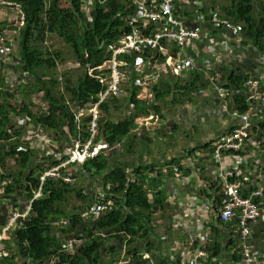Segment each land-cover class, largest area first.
<instances>
[{
    "label": "trees",
    "instance_id": "obj_1",
    "mask_svg": "<svg viewBox=\"0 0 264 264\" xmlns=\"http://www.w3.org/2000/svg\"><path fill=\"white\" fill-rule=\"evenodd\" d=\"M2 1L5 4L19 5L24 15V26L17 39V66L15 68L20 70L23 76L33 79V83H23L16 88L22 95V101L15 103L10 99L15 97L16 90L5 88L6 83L0 81V169L5 167L7 158H17L20 166L18 174L6 176L4 173L5 176L2 175L1 180H9L5 194L16 204L24 192L28 202L32 199L33 190L39 185L40 173L37 174V170L32 169L33 150L26 148L25 151L21 147L24 145L21 137V131L24 128L14 129L13 135L9 133L10 128L12 129L14 124L15 127L17 125L15 117L27 116V125L35 122L42 131L50 133L62 151L64 145L70 142L64 130L66 125L71 134L75 132V112L89 103L97 102L100 92L105 89L106 85H103L97 77L100 74L99 69L110 60L112 54L110 47L129 33L127 18L133 11L123 0H95L92 18H88L83 10V0H69L68 8L61 6V0ZM226 1L227 5L221 6L220 10L227 19L241 23L243 46L245 49L250 48V51L257 53L264 60V5H259L260 13L256 15L255 0ZM3 6L7 7V5ZM6 25V22L0 23V34ZM39 26L43 27L45 32L39 33L37 30ZM49 36H56L70 47L74 60L83 70L76 83L69 78L61 79L51 74L63 58L59 51H52L41 46ZM136 59L137 55L134 54L127 58V61L134 64ZM160 60L163 61L164 57ZM247 70L242 65L238 70H226L227 74L223 73L221 78L224 81L223 88L230 90L234 87L244 88L245 80L248 78L245 74ZM135 77L134 72L129 76V89L132 95L126 98V101L134 107L131 114L121 119H113L109 116L112 103H115L117 108L122 106L119 97H113L111 101L101 104L104 115L101 118V134L98 141L105 140L111 145L121 143L125 137L130 135L131 125L139 115L148 114L151 110L159 112L162 104H157V100L159 102L169 101L172 90H165L162 83L155 84L153 87L150 104L137 98L138 87L134 84ZM200 79L201 77L196 76L190 82L183 84L180 89L187 93L195 91L199 87ZM62 85L64 89L60 90ZM53 90H56L54 94H52ZM33 91H42L43 97L49 102V107L42 116L34 113L32 103L26 101ZM174 96L172 101H178ZM69 101L72 103L73 110L68 105ZM232 106L239 112H244L250 107L242 93L235 94ZM88 121L89 118L83 123L85 130H87ZM259 128V136L263 137L264 120L259 122ZM83 134L84 138H88L86 132ZM6 143L9 146L8 150H6ZM209 146L210 144L203 146L202 150ZM53 159L52 154L44 161L50 164ZM174 163L175 161L171 162V164ZM128 167L122 164L113 166L111 158L105 155L89 159L83 164L81 174L94 172L95 175L104 176L106 186H112V190L107 191V199L114 202V207L105 216L98 220H88V222L80 218V212L74 211L77 210L76 207L69 210L68 203L73 194L81 205L88 202L89 197L79 192L74 185L47 182L43 187V192L49 191L50 194L32 203L29 217L22 222L20 229L14 231L13 238L19 248V253L15 254L13 251L12 255L5 257L0 264H18L15 262L18 256L22 258V264H99L103 252L113 242L121 246L126 243L130 247L137 240L151 233L153 214L165 207L166 189L158 191L150 199L144 188V177L131 182L125 172ZM132 169L135 173L143 174L160 168L153 165ZM158 178L154 179V182ZM160 183L159 178L157 184ZM62 219H68L70 223L69 227L58 231L62 233L60 236L54 230V225ZM5 225L6 221H2L1 228ZM63 236L78 237L82 242L84 240V243L75 254L71 255L62 247ZM109 242L112 243L108 244ZM115 250L116 247L112 246V251ZM207 250L214 257L220 254L219 246L214 244L210 245ZM234 257L235 262L239 263L240 257L236 253ZM52 259L55 261L50 263ZM160 264L167 263L163 261Z\"/></svg>",
    "mask_w": 264,
    "mask_h": 264
},
{
    "label": "built area",
    "instance_id": "obj_2",
    "mask_svg": "<svg viewBox=\"0 0 264 264\" xmlns=\"http://www.w3.org/2000/svg\"><path fill=\"white\" fill-rule=\"evenodd\" d=\"M123 1L127 2L133 11L127 18L130 31L110 47L112 52L110 60L99 69L100 74L97 77L103 85H106L99 94V100L75 112L74 134L70 133L68 125L64 128L69 133L71 145L62 151L54 145L55 149L50 153L54 155V159L40 172L39 185L33 190L32 199L27 201L23 208H19L6 196L8 181L0 179V197L9 203L6 225L0 230V261L10 256L5 249V243L9 241V234L16 231L29 217L32 203L50 194L49 191L43 192L47 182L74 185L75 175L80 172L87 160L101 155L111 158L115 151L122 149L121 143L111 145L105 140L98 141L101 134V104L111 101L113 97L130 98L132 92L126 91L125 84H129V76L133 72L136 74L134 84L138 87L137 98L141 100L151 98L153 87L159 82L161 73L169 72L172 76L184 80L201 77L197 89L201 87L202 92L207 89L214 91L222 110L234 121L227 133L212 141L201 153L202 156L211 158L214 166L219 169V180L216 182L218 192L211 199L212 206L208 202L209 198L203 195H196L194 203L199 202L201 198L206 199L208 206H211L206 208L212 210L218 225L225 226L232 223L235 233L232 241L237 244L235 252L240 257L239 263L235 264H264V255L255 252L251 244L254 227L259 220H264V136H259V122L264 120V76L256 75L248 69L245 72L248 78L242 89L223 88L224 81L221 80L223 73L227 74V71H231L222 68L224 59L227 56L236 59L242 55L240 52H244L242 25L227 19L224 13L208 0ZM83 2V7H86L84 12L88 18H92L95 0H83ZM8 5L12 6L11 3ZM15 8L19 10L20 6L16 5ZM19 11L21 23L12 27L16 32L6 34L5 37L2 35L6 30L0 34V65L4 61L10 64L17 63L16 37H19L24 26V15L21 10ZM134 54L137 55L136 62L130 64L127 58ZM162 57H164L163 61L160 60ZM91 73H93L92 69ZM7 81L11 90H16L25 82L21 76H12ZM236 93H242L249 102L250 107L244 112H239L232 106ZM42 105L45 108V104ZM87 118L89 121L85 130L83 123ZM15 122L17 128H21L27 122V116L15 117ZM39 132L42 131H38L37 128L28 130L24 136L25 141L36 144L38 139L41 140L42 133ZM84 132L88 134V138H84ZM9 133L14 134L11 128ZM22 149L26 151L25 148ZM125 172L131 182L145 177L144 188L150 199L162 190V184L151 185V180L161 175L172 176L177 184L182 180L181 166L177 164L165 165L143 174L135 173L129 167ZM200 178L197 170L189 183L197 184L201 181ZM202 185L203 182L200 186ZM149 186L154 189H150ZM108 187L106 192L98 194L96 199L80 212V218L85 222L101 219L114 207V202L107 199V191L112 190V186ZM182 220L180 218L175 221L174 228L184 230L182 231L183 264H215L217 258L207 250L212 242L209 239L208 229H205L209 226L208 217H204L202 222L199 220L201 223L200 225L198 223V228L203 232L190 230L185 220ZM69 223L68 219H63L55 223V226L66 229ZM82 244V240L73 237L62 247L68 254L73 255ZM128 257L115 264H132V259ZM53 261L55 259L50 263Z\"/></svg>",
    "mask_w": 264,
    "mask_h": 264
},
{
    "label": "crops",
    "instance_id": "obj_3",
    "mask_svg": "<svg viewBox=\"0 0 264 264\" xmlns=\"http://www.w3.org/2000/svg\"><path fill=\"white\" fill-rule=\"evenodd\" d=\"M245 50L246 49H244V52H240L242 55L236 59L233 56H227L224 59L225 63L222 65V68L224 70H238V68L242 65L246 69H251L252 65L247 66L245 64V61L247 60L243 61L245 56L244 54L247 53H245ZM250 52L247 54L250 57H253ZM241 58L242 63H239ZM247 62H252V58H250ZM252 71L256 75L264 76V74H258L254 70ZM191 80L192 79L184 80L180 77L172 76L169 72L161 73L160 80L156 84L162 83V86H164L165 90H172L171 97L170 99L168 98L169 101L159 102L157 100V104H162L161 110L159 112L151 110L148 114L139 115L135 122L131 125L130 135L122 140V149L115 151L117 152V156H114L115 152L111 156V163L113 166L118 164H122L124 166L127 165L129 167L155 165L156 168H162L163 166L169 165L171 162L175 161L174 164L181 166L182 180L179 184H177L172 179V176L161 175L159 177L161 180L160 184H162L161 189H166L167 200L164 209L160 210L159 212H155L152 216V232L137 240L130 247L127 246L126 243L123 246L115 244L109 245L107 250H105L107 254L104 256L105 251L103 252L102 260L99 264H115L124 257H128L129 254L130 256L128 258L132 259V264H160L163 263V261H166L167 264H183L182 259L184 258V234L182 231L184 230L182 228L175 229L174 222L178 221L180 218H183L185 220L186 226L189 227L190 230H193L194 232H203L202 229L198 228V223L200 225L204 217H208L209 219V226H206L205 229H208V232L210 233L209 239L212 240L211 245L214 244L219 246L220 250L219 256L216 257L217 262L215 264L236 263L234 257V253H236L235 244L232 241L233 237L235 236L234 226L232 223H229V225L225 226L218 225L216 219L212 215V210H207L206 208H210L212 206L211 199H213L215 196L214 194L218 192L216 182L219 180V169L217 166H214L211 158H207L198 154V152H203V146L212 141L210 139L227 133V131L231 128V125L234 124V121L226 112L222 110L220 101L218 100L217 94L214 91L207 89V91L202 92L200 87V89H196L195 91L187 93L180 89L183 84L190 82ZM128 86V83L125 84V88ZM168 87H170V89ZM173 96L174 98L178 99V101L173 102ZM148 99L151 100L147 101ZM145 101L150 104L149 102L152 101V97L147 98ZM120 104H122L120 109L124 111L125 115L117 119L128 116L132 113L134 108L131 104H129V101L126 100H120ZM114 110H118V108L116 107L115 103H112L110 113L111 117L114 113ZM210 114L217 116L218 121L216 123L218 128L214 127L213 125L211 130L206 135L207 138H205L200 144V147L190 151H165L164 154L158 156L152 153L147 155L140 153V145L142 142H146L150 147L153 146V139H155L157 136L156 133L162 134L166 139L169 135H171V133H173V131L178 130V124L183 127V124H185L186 121L193 120L199 122L208 118ZM103 115L104 114L102 111V116ZM212 133L215 136L211 138L209 135ZM64 142L66 143L67 141L65 140ZM42 144L43 139L41 138L40 145ZM70 145V142L69 144L66 143L64 145V149ZM200 157L201 159L198 160ZM161 162L163 164H158ZM197 170L199 171L201 181L197 184L189 183L192 175ZM9 176L11 175L9 174ZM159 178L155 182L154 180H151L150 184H157ZM104 179V176L95 175L94 172L81 174L80 171L77 174V180L74 186L83 195L89 197V200L85 204L81 205L80 201H78L75 197L73 203L71 202L68 204L69 210H72V208L76 207L77 210L75 209L74 211L81 212L89 204H91L93 200L96 199L98 194L106 192V188L109 187L106 186ZM7 181L9 180L7 179ZM201 182H203L202 186H200ZM149 188L154 189L150 186ZM196 195H203L204 197L207 196L209 198L208 202H210L211 206L209 207L207 200L202 198L199 202L194 203V197H196ZM1 200H4V198H0V201ZM27 201L28 200L24 192L20 195L16 205L19 208H23L26 206ZM1 211L2 214L0 221H6L8 216L7 206H0V213ZM199 220H201V222ZM206 222L207 221H205V223ZM21 226L22 223L19 229ZM253 230L254 235L251 238V244L253 245L254 251L264 255V220H259ZM13 236L14 232H11V234H9V241L5 243V249L10 255H12L13 251L15 254L19 253V248L15 243ZM112 246L116 247L115 251H112ZM144 256H148V258H144ZM15 262L22 264V258L18 256Z\"/></svg>",
    "mask_w": 264,
    "mask_h": 264
},
{
    "label": "rangeland",
    "instance_id": "obj_4",
    "mask_svg": "<svg viewBox=\"0 0 264 264\" xmlns=\"http://www.w3.org/2000/svg\"><path fill=\"white\" fill-rule=\"evenodd\" d=\"M206 2V1H205ZM208 2L211 4H213L215 7L219 8V10L221 9V6L223 5H227V1L226 0H208ZM9 4V3H8ZM8 4H5L2 0H0V22H6L8 25L5 26V33H3L2 36L5 37L6 34H14V32H16L15 30L12 29V27H15L19 25V23H21V15H20V9L18 10L17 8H14L13 6H9ZM263 4L264 5V0H255V11H256V15L260 13V7L259 5ZM3 5H7V7L3 6ZM217 5V6H216ZM61 6L63 8H68L69 7V0H61ZM219 6V7H218ZM83 10H86V7H83ZM221 11V10H220ZM6 15V18H4ZM259 16V15H258ZM241 24V23H240ZM11 26V27H10ZM39 33L41 32H45V29H43V27L39 26L38 29ZM18 34V32H17ZM17 39L19 37H16ZM15 38V39H16ZM42 47H47L49 49H51L52 51H59L61 53V56L63 58V61L61 63L58 64V67L56 70L52 71L51 74L58 76L59 78H64L66 77V79H70L71 81L75 82L77 81V79L79 78V76L83 73L82 68H80L79 63H77V61L74 60V56L72 54V51L70 49V47L68 45H66L61 39L57 38L56 36H49L45 43H43L41 45ZM250 50L246 49L245 53H249ZM244 54V59L245 60H249L250 58H252V62H247L245 61V64L247 66H251V69L254 70L256 73L258 74H264V68H263V64H264V60L261 59V56L258 55L257 53L251 51L250 53L253 55V57H250L248 54ZM239 63H242V58L239 60ZM17 66V63H6L5 61L3 62L2 65H0V81L1 83H3V81L6 83L4 86L7 89H11L9 86V83L7 81V79L9 80L10 77L12 76H21L24 79V83H33V79L29 78L27 76H23L22 72L18 69H16L15 67ZM262 77V76H261ZM1 86V85H0ZM60 90L64 89V86H60L59 88ZM126 91H129V86L126 88ZM56 92V90L52 91V94H54ZM196 97V96H193ZM126 98H128V96H121L119 97L120 100H126ZM13 103H15L16 101L20 102L22 101V95L19 92V90L15 91V97L10 99ZM151 99H148L147 101H149ZM27 102H31L32 103V110L34 111V113L38 114V116H42L45 114L46 109H48L49 107V102L48 100H46L43 97V92L42 91H33L31 92L28 97L26 98ZM69 103V104H68ZM67 104L69 105L70 108H72V103L69 101ZM45 104V108H43V105ZM121 108V107H120ZM120 108H118V110H114V113L112 115L111 118L113 119H117L119 117L124 116V111H122ZM125 108V107H124ZM217 116H215L214 114H210L208 116V118H206L205 120H201L199 122L193 121V120H189L186 121L185 124H183V127H181V125L178 124V130L173 131V133H171V135L168 136V138H164L162 134H158L156 133V138L153 139V146H149L146 142H142L140 145V153H144V154H155V155H162L165 153V151H169V152H174V151H179V150H184V151H190L192 149H195L197 147H200V144L202 143V141L207 138V133L211 130V128L216 127L218 128L217 125ZM17 125L15 127H12V130L16 129ZM20 128V127H18ZM24 128L22 132V142L24 143L23 148H30L33 150V161L34 163L32 164V169L37 170V174L42 172V170L45 168V165L47 164L46 161H44V159L50 157V155L52 156L54 145L56 147L57 146V142H55L52 139V135H50V133L44 132L41 129H39L40 127H38V125L33 122L32 124H28L25 123L23 125ZM38 129V131H42L39 133L41 134V138L43 139V144L40 145V141L38 139L36 144H30L27 143L25 141V133L32 129ZM163 131V128H162ZM65 133L67 134V136L69 137V133H67L65 131ZM224 135V134H223ZM223 135H219L218 137H214L215 135L212 133L209 135V137H214L213 139H210L212 141H214L215 139L223 136ZM52 139V142L51 140ZM70 139V138H69ZM211 141V142H212ZM210 142V143H211ZM71 143V141H70ZM208 143V144H210ZM9 149V146L6 143V150ZM198 154L201 155V152H198ZM114 156H117V152L114 153ZM43 159V160H42ZM201 157L198 159L200 160ZM41 161V163H40ZM44 161V162H43ZM158 164H163L158 163ZM37 167V168H36ZM36 168V169H35ZM129 168H133V167H129ZM0 179L1 176H9V174L11 173V176L13 174H18L20 171V166L19 163L17 162V158H7L6 160V165L3 169H0ZM3 171V174H2ZM4 173H6L4 175ZM15 176V175H14ZM76 180H77V174H76ZM76 184V182L74 183V185ZM73 197H71L70 202L69 203H73L74 198L76 197L75 195H71ZM2 198V197H0ZM2 201V202H1ZM0 201V206H7L9 203L6 200H1ZM2 203V205H1ZM68 203V204H69ZM69 206V205H68ZM1 214L2 211L0 213V219H1ZM183 219V218H182ZM184 220V219H183ZM182 220V221H183ZM1 222L0 221V229H1ZM18 230V229H17ZM54 230L56 231L57 234H60L58 231L60 230L58 227H54ZM62 235V233L60 234V236ZM73 237L71 236H63L62 237V246L66 245L67 242H69ZM84 243V240H83ZM112 242H109L108 244H110ZM10 244V243H9ZM114 244V242L112 243ZM110 244V245H112ZM107 250V249H106ZM107 254V252H104V256Z\"/></svg>",
    "mask_w": 264,
    "mask_h": 264
},
{
    "label": "water",
    "instance_id": "obj_5",
    "mask_svg": "<svg viewBox=\"0 0 264 264\" xmlns=\"http://www.w3.org/2000/svg\"><path fill=\"white\" fill-rule=\"evenodd\" d=\"M14 8L16 7V5H12Z\"/></svg>",
    "mask_w": 264,
    "mask_h": 264
},
{
    "label": "clouds",
    "instance_id": "obj_6",
    "mask_svg": "<svg viewBox=\"0 0 264 264\" xmlns=\"http://www.w3.org/2000/svg\"><path fill=\"white\" fill-rule=\"evenodd\" d=\"M4 227H5V226H4ZM4 227H3V228H4ZM18 229H19V228H18Z\"/></svg>",
    "mask_w": 264,
    "mask_h": 264
}]
</instances>
